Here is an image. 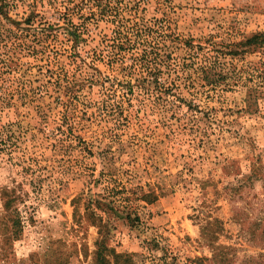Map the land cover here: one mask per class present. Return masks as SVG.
<instances>
[{"label": "rangeland", "instance_id": "rangeland-1", "mask_svg": "<svg viewBox=\"0 0 264 264\" xmlns=\"http://www.w3.org/2000/svg\"><path fill=\"white\" fill-rule=\"evenodd\" d=\"M260 32L264 0H0V264H264Z\"/></svg>", "mask_w": 264, "mask_h": 264}, {"label": "trees", "instance_id": "trees-1", "mask_svg": "<svg viewBox=\"0 0 264 264\" xmlns=\"http://www.w3.org/2000/svg\"><path fill=\"white\" fill-rule=\"evenodd\" d=\"M244 50V53L252 52H260L264 51V32H260L254 34L252 37L247 38L245 41L242 42L241 45ZM260 71L261 78L264 79V60L261 61V68L258 70ZM5 197V210L9 213L12 218V226L11 229L13 231V235H19L25 229V222L21 215L19 214L18 210L15 208V204L19 201V197L16 195L14 190H7L4 193ZM116 257H125V256H116ZM128 261V259H126Z\"/></svg>", "mask_w": 264, "mask_h": 264}]
</instances>
